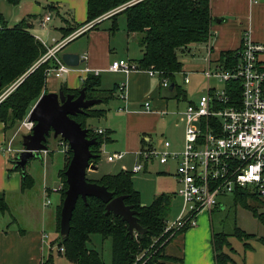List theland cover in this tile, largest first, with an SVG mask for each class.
<instances>
[{
    "label": "trees",
    "instance_id": "1",
    "mask_svg": "<svg viewBox=\"0 0 264 264\" xmlns=\"http://www.w3.org/2000/svg\"><path fill=\"white\" fill-rule=\"evenodd\" d=\"M6 1L12 6H17L21 2V0ZM115 10L117 12L109 17L113 20L109 31L113 33L117 30L116 18L122 16L127 34L135 36L142 51L141 58L134 63L136 69L157 72L161 79H167L171 82L170 85L173 84L172 89L171 86L169 89L174 91V98L186 100L185 93L174 83L175 75L181 73L184 66L178 54L191 55L190 46L208 42L213 21L209 0H87L86 21L75 27L61 28L62 38ZM98 24L89 30H95ZM30 28L26 19L8 28L0 16V95L10 86L18 83L0 103V123L3 124L5 131L12 129L26 116L43 92L47 94L45 72L52 67V63L48 61L36 66L46 53V48L32 35ZM85 34L86 32L79 36ZM235 52L221 53L218 63L224 66L232 65L235 62ZM60 89L64 94L75 97L81 89H85L86 99H99L104 106L108 105L116 94V86L110 90H101L99 77L93 75L86 77L79 90L67 89L65 85H61ZM105 113L106 110L91 107L85 111V114L75 115L71 119L79 123L81 128L88 129L85 124L87 119L100 118ZM87 138L95 139L97 142L89 148L91 154L95 155L89 163L96 166L100 160L102 145L110 142L109 133L97 134L88 129ZM141 144L144 146V139H141ZM67 154L63 159V167L58 172L62 189L55 217L56 243L58 247L64 248L65 258L75 264H105L99 251L87 247L91 236L98 235L102 240L111 241V260L108 264H163L161 260H173L164 254V248L187 230L163 234L173 195L160 194L150 205L143 206L140 194L133 186V174L126 171L115 175H104L97 181H87L105 187L112 194V198L125 196V204L133 206L137 212L138 224L147 232L131 237L126 223L121 221L120 217L112 213L106 215V205L95 197H88L86 204L78 198L70 220L69 235L66 240H61L60 211L67 189L64 173L72 156L69 148ZM14 170L19 171L18 168ZM32 181L25 173L24 177L21 176V189L31 187ZM232 197L235 205L240 204L250 209L264 224V214H258L250 204L261 205L263 202L245 190L235 191ZM7 212L9 208L5 195L0 193V213ZM171 234L173 235L169 237ZM233 236L244 241L254 238V235L238 228L234 230ZM259 240L264 242V237ZM211 246L214 264H234L224 251L225 248L230 252L233 251L228 242V235L223 232H212ZM244 248H247L246 244ZM173 261L178 262L179 259Z\"/></svg>",
    "mask_w": 264,
    "mask_h": 264
},
{
    "label": "crops",
    "instance_id": "2",
    "mask_svg": "<svg viewBox=\"0 0 264 264\" xmlns=\"http://www.w3.org/2000/svg\"><path fill=\"white\" fill-rule=\"evenodd\" d=\"M47 2H50L49 11L56 10L58 13V10H60L65 13V17L61 18V28L75 27L86 21L87 0H47ZM21 3H23L22 0L19 5L12 6L14 10L15 8H21L22 10L21 14H17L14 20L10 22V26H8L5 21L7 27H13L21 20L26 19L28 25L31 27L30 32L32 35L44 45L32 30L37 22V18L34 16L36 12H34L30 6H26L27 8L20 7ZM209 5L213 19L210 27V38L205 44H195L189 48L193 58H196L195 56L198 54L201 55L205 62L200 73H202L203 69L206 67L207 62L205 58L208 51L213 63L212 65H214L215 62H218L221 53L237 51L241 45L243 36H247L253 42L264 46V0H258L257 2H252L251 0H209ZM47 15H49V13H47ZM104 21L107 20H103L97 25L95 30L90 32L87 37L86 49L81 55L74 50L67 49L69 42L81 36H77L62 45L59 54L73 53L79 55L83 60L82 66L80 67L79 65L74 69H69L60 79L52 77L47 78L45 85V92L47 93L57 92L61 85H65L67 89L70 90H79L86 77L88 75L95 76L96 73L97 77L100 79L101 90H110L119 85L125 86L122 98L116 93L114 99H112L108 105H102V107L97 108L99 110H106L104 116L100 118H89L85 121L88 129L91 128L90 130L95 133H97V131L109 133L110 138V142L103 144L101 147L100 155L105 153L106 156L103 157L101 163L100 161L97 162L95 166L96 169L92 171L94 172L93 175H95L93 176L95 179L92 181H97L104 175L118 174L121 171L130 172L133 175L146 171L150 162L142 160L139 156V152L142 149H161L163 142L167 141V138H158V135L163 126V118L171 113L168 111V100L161 97L160 89L163 87H161L160 82L157 84L154 81L157 77H151L147 71L139 69L131 71L128 74L112 73L108 71V66L112 61L123 59H118L116 55H112L113 53L110 49V36L114 32L111 33L109 29H97ZM87 25L88 24L84 26ZM89 31L91 30L86 31V33ZM59 34L61 38V32H59ZM126 38L128 44L136 39L134 35H128L127 32ZM134 41L137 44L140 56L137 59L128 60V62L133 65H135L134 63L142 56V51L138 46L137 40ZM259 61L264 66V53L259 56ZM189 83L190 81H188L187 84ZM171 89H169V91L174 93ZM7 90L8 89H6L0 97L6 93ZM114 100H117V104L113 106L112 112L111 105ZM176 101L178 102L177 99ZM146 102L150 105V110L148 111L144 109V103ZM190 103H195V101H189L186 105ZM178 111L182 110L177 106L176 110L172 113L173 115L171 114L175 117H172L174 119V126L180 125V129H178L175 139H172L170 136L168 140L170 141V149L177 147V142L179 144L178 146L181 147L184 141V123L182 118L175 114ZM91 123L94 126H91ZM20 134L23 135L19 130V122L12 129L7 131H5L3 124L0 123V193H4L9 211H15V208H13L14 203H23L25 208L21 209L20 212L26 215L27 221L30 217V222H23L25 226L21 227L19 225L22 224L18 219L9 214L8 220H10V223L4 225V214L0 213V264H60L57 259L53 260L52 250L50 249V247L57 246L55 217L56 209L60 202V192H57L56 198L53 200V205L55 206L51 207V209L48 208L49 222L45 225V221L40 217L39 209L34 208V205L30 207L28 201L32 197H38V194H40V197H43L44 194L46 197H50V193L53 191L50 190L48 186H45L40 193L37 191L34 192L36 187L34 181H32L31 187L22 190L21 177L15 174L17 171L14 170L13 165L10 163V160L14 158L16 153L22 150V147H14V144L19 140L18 137L21 138ZM141 139H144V146L141 144ZM7 149H10L11 152H7ZM48 153L47 151L45 155L47 156ZM113 153H121L123 157L119 160L108 162L106 157ZM139 161L141 163H139ZM114 163L115 165H113ZM137 164L142 166V171L134 173L132 169ZM10 165H12V168ZM10 172L11 174H9ZM174 173L171 176H173L176 182ZM164 174L170 175L169 173ZM60 184L61 183H59L56 188H58ZM135 190L140 194L136 188ZM157 191L158 190L152 195V201L160 194L171 195L170 192L167 191L157 194ZM173 194L177 197L176 191ZM17 205L21 208V204ZM11 206L12 209L10 208ZM252 206L255 209H258L259 206L264 208V202L261 205L252 203ZM44 207L46 208L45 203ZM202 213H205V211L198 215L196 227L187 229L183 234L178 235L165 246L164 254L167 257L173 260L179 259L178 262L173 261L170 264H214L211 246V234L213 230L212 228L209 229L208 223H206L203 217H200ZM211 213L208 215L210 216ZM44 235L48 236L47 240H43ZM262 237H264V235L259 238ZM259 238L246 240L247 242L245 244L247 248H244L245 244L241 245L239 248L230 245L233 250L230 253H232L234 264H264V242L260 241ZM47 248L49 251L47 250V253H45ZM59 254L64 256L62 253ZM65 264L75 263L66 259Z\"/></svg>",
    "mask_w": 264,
    "mask_h": 264
},
{
    "label": "built area",
    "instance_id": "3",
    "mask_svg": "<svg viewBox=\"0 0 264 264\" xmlns=\"http://www.w3.org/2000/svg\"><path fill=\"white\" fill-rule=\"evenodd\" d=\"M110 15L112 13L107 16ZM49 21L50 16L45 15L37 24L43 28ZM93 25L94 22H91L59 42L52 40V46L43 45L47 51L36 66L49 61L52 67L46 70V77H63L70 67L62 62L60 48ZM263 53L264 46L247 36H243L232 65L224 66L218 62L212 65L208 51L205 58L207 64L202 71L206 80L205 88L195 103H190L184 110L175 113L184 123L181 150L171 151L170 143L164 141L161 149H142L139 152V156L146 162L157 160L160 165L170 161L175 163L176 195L181 200V208L173 220L165 222L163 234H174L182 229L196 227L197 217L201 212L211 213L217 208L218 196L233 195L237 190H245L264 202V66L259 61V56ZM134 70H137L136 66L126 60H115L108 66V71L112 73L128 74ZM147 72L151 77L160 79L161 87H170V82L161 79L157 72ZM212 79L218 87L210 85ZM188 81L185 77L184 83L187 84ZM17 85L15 83L10 86L0 97V102ZM124 88V85L116 87L120 98L123 97ZM144 109L150 110L149 103H144ZM34 125V122L29 121L28 112L19 122V130L23 135L29 134ZM102 133L97 131V134ZM59 141L64 152L68 150L67 143L61 139ZM7 152L11 150L7 149ZM122 157L121 153H113L106 160L111 162ZM132 171L140 172L142 166L137 164ZM47 204L49 201L45 202V206ZM47 239L48 236L44 235L43 240ZM57 250L58 253H64L63 247L57 246Z\"/></svg>",
    "mask_w": 264,
    "mask_h": 264
},
{
    "label": "rangeland",
    "instance_id": "4",
    "mask_svg": "<svg viewBox=\"0 0 264 264\" xmlns=\"http://www.w3.org/2000/svg\"><path fill=\"white\" fill-rule=\"evenodd\" d=\"M22 2L23 3L20 4L21 5L20 7L30 6L32 7L33 11L36 12L34 14V16L37 18L36 21H38L42 16L47 15V13H49L50 15L51 21L47 24L46 27L42 28L38 26L36 22V25H34V27L32 28L33 32L39 37L40 41L44 43V46L49 47L54 45V43H52V40L59 42L60 40L63 39L62 34H61V38L59 36L60 35L59 29L62 27L61 18L65 17L64 12H61L60 10H58L59 11L58 13L56 12V10L49 11L48 9L50 6V2L48 3L47 0H22ZM21 10H22L21 8H15L14 10L12 5H10L6 0H0V16L3 18L4 22L6 21L8 26H10V22L14 20L17 14H21ZM115 11H111L109 13L113 14V12ZM108 14L104 16H107ZM104 16H101L93 21L95 25L102 22L103 20H107L104 21L97 28L98 30L110 29V26L113 21L109 19L111 15L107 17ZM103 17L106 19H103ZM116 25H117L116 32H114L110 36V49L112 50L113 53L112 55H116L118 59L122 58L123 60L126 61L130 59L134 60L139 58L140 56L139 49L137 47L136 42L134 41L137 39L132 40L128 44L126 38V31H125V20L122 16H117ZM76 31H74L64 39L71 37L72 35H74ZM92 31L93 30L89 31L80 38H77L69 42L67 49L74 50L78 52L79 55H81L86 49L87 37ZM178 56L180 61L183 62L184 68L181 73L175 75L174 83L184 91L186 100L179 99L177 102L176 99L174 98L175 94L169 91V89H164V88L160 89L161 97L166 98L168 100L167 101L169 103L168 111L171 113H169L167 116L163 118V126L160 129L158 138L161 137L167 138L166 139L167 141L170 139V136L172 139H175V137L177 136V131L178 129H180V125L174 126V122H173L174 119L172 118L174 117L172 116L173 115L172 113L176 110V107L178 106L180 110H184L187 106L186 105L187 102L189 101L196 102L201 94V91L204 89L206 85V80L203 77L202 73H200L201 68L205 64L201 55L197 54L195 56L196 58H193L190 54L182 55L179 53ZM81 66L82 63L80 64V67ZM185 76L188 77L190 81L189 84L183 83ZM154 81L158 84L160 82V79L156 78L154 79ZM210 85L218 87V84H216V81L213 79L210 81ZM116 104H117V100H114L111 105L112 112H113V106H115ZM94 107L99 108L102 107V105L99 104ZM92 123L90 125L94 126ZM18 139L19 140H17V142L14 144L15 148L21 147V138L18 137ZM178 141H179V137H178ZM168 142L170 143V141ZM176 144L177 147H174V149H170L171 151L179 152L181 150L182 146L179 147L178 142ZM46 146L49 152L47 156L41 152L39 157H35L34 159H31L25 167V173L29 175L31 180L35 182L36 187L34 192L37 191L38 193H40L43 187L45 186H48L49 189L53 191L50 193V197L49 196L46 197L45 194L43 195V197H40V194H38L37 195L38 197L31 196L32 198L30 199L32 201L30 199L28 201L30 207L31 205L32 206L34 205L35 206L34 208L39 209L38 211H40L39 212L40 217H42L43 220L45 221V225H47V222H49L48 208L51 209V207L55 206L53 205V200H55L57 192H60L62 189V182L60 178H58V171L62 169L63 159H65V157H67L68 155L67 150L64 152V148L60 146L59 139L52 140V137L50 136L47 140ZM105 156H106L105 153H102L100 155V160H99L100 163L103 160V157ZM139 163L141 162L139 161ZM113 165H115V163ZM10 167L12 168V165H10ZM174 171H175V163L173 161H170L168 165L164 166V165H159L157 160H153L148 164L146 171H142L138 174L133 175L134 187L140 192L141 203L144 206H148L152 202V195L154 194V192H156V190L159 191V192L157 191V194L167 191L170 192L171 195L176 191L177 189L176 182L174 181L173 176H171L174 173ZM163 172L169 173L170 175H166ZM93 173L94 172H92V170L87 169L86 179L87 180L95 179L93 178V176H95L93 175ZM9 174H11V172ZM15 174L21 177L20 171L19 172L17 171ZM59 183H61L60 186L56 188V186H58ZM216 200L218 206L214 211H212L211 215L209 216L208 215L209 213L205 211V213H202L200 217H203L205 219L206 223H208L209 229L212 228L213 232L215 233L223 232L226 235H228V242L232 247L239 248L241 247V245L247 242L244 240H238L236 237L233 236L234 230L236 228L240 229L241 231H244L247 234H253L255 239H258L260 236L264 235V224L261 223L259 218L254 216L253 212L250 209L245 208L240 204L235 205L233 202L232 195L218 196ZM46 201H49V204H47L45 208L44 203ZM17 204L19 205L21 204V208H19ZM261 207L262 206H259L258 209H256L258 214H264V208ZM10 208L12 209V206ZM13 208H15V211H9L4 214L3 216L5 218L4 225L10 223V220H8L9 214H11L13 217L18 219V221L22 224L19 225L21 227L25 226L23 222H27V223L30 222V217L27 221L26 215L20 212L21 209L25 208L23 203H14ZM180 208H181V200L177 198L175 194H173V198L171 200L166 221L173 220L179 213ZM172 235L173 234H171L169 237H171ZM87 247L99 251L101 253L102 259L105 262V264H108L110 262L111 260L110 239L102 240L100 236L93 235L91 236V241L87 245ZM47 250L48 248L46 249L45 253H47ZM225 252L232 259L233 257L232 253H230L228 248H225ZM52 257L53 260L57 259L60 264L66 263L65 257L58 253L56 245L53 246ZM172 262L173 260H161V263L163 264H170Z\"/></svg>",
    "mask_w": 264,
    "mask_h": 264
},
{
    "label": "water",
    "instance_id": "5",
    "mask_svg": "<svg viewBox=\"0 0 264 264\" xmlns=\"http://www.w3.org/2000/svg\"><path fill=\"white\" fill-rule=\"evenodd\" d=\"M62 62L70 67H78L83 60L73 53L61 55ZM173 84L171 85V88ZM101 104L99 99H86L85 89H81L78 96L64 94L59 89L55 93L42 94L29 111V121L35 125L29 134L21 136L20 150L10 163L18 168L22 177L25 176L27 163L39 157L41 152H47L48 138L52 140L61 139L65 141L72 153L69 164L65 170L67 189L64 194L60 211L59 237L66 240L70 231V220L78 198L86 204L88 197H95L101 200L105 206V214L112 213L120 217L127 225V231L131 237L143 235L147 232L137 222V212L133 206L126 205L125 196L112 198V194L103 186L88 182L86 179L87 169L95 170L96 167L89 163L95 158L89 148L97 142L95 139H88V129L81 128L80 124L71 119L91 107Z\"/></svg>",
    "mask_w": 264,
    "mask_h": 264
}]
</instances>
